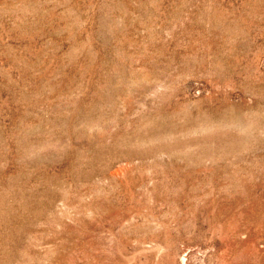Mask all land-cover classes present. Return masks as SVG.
Instances as JSON below:
<instances>
[{
    "label": "rangeland",
    "instance_id": "1",
    "mask_svg": "<svg viewBox=\"0 0 264 264\" xmlns=\"http://www.w3.org/2000/svg\"><path fill=\"white\" fill-rule=\"evenodd\" d=\"M0 264H264V0H0Z\"/></svg>",
    "mask_w": 264,
    "mask_h": 264
}]
</instances>
